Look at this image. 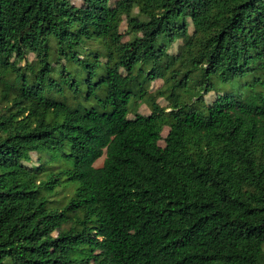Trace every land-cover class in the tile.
Listing matches in <instances>:
<instances>
[{
    "label": "trees",
    "instance_id": "16d2710c",
    "mask_svg": "<svg viewBox=\"0 0 264 264\" xmlns=\"http://www.w3.org/2000/svg\"><path fill=\"white\" fill-rule=\"evenodd\" d=\"M80 1L0 0V264H264V0Z\"/></svg>",
    "mask_w": 264,
    "mask_h": 264
},
{
    "label": "rangeland",
    "instance_id": "374dc122",
    "mask_svg": "<svg viewBox=\"0 0 264 264\" xmlns=\"http://www.w3.org/2000/svg\"><path fill=\"white\" fill-rule=\"evenodd\" d=\"M71 2L75 5H79L81 3L80 0H71ZM106 28H107V26H106ZM124 30H125V24H123L121 27V31H124ZM127 39H128V37L124 38V40H127ZM179 44H180V41H176L174 43L173 47L170 49V52L175 53L176 49H177V45H179ZM124 46H125L126 51H130V46L128 44H125ZM28 59H30V60L33 59V56L31 54L28 55ZM163 81H164V78H158L157 80L152 82L150 90L155 91L156 89H158L162 85ZM214 98H215V94H213V93H210L205 97L206 102H211ZM157 101L159 103L160 110H161V108L166 109V108L170 107V102L167 100L158 99ZM135 112L141 114L142 116H147L151 113L150 110L148 109V107L145 105H141L140 107L138 106ZM133 117H134L133 114L129 115V118H133ZM168 130H169L168 127H164L162 130V133H161L162 140H160L158 142V145H157L158 149H160V151H162L165 147V143H164L163 139L166 137ZM102 161H103V157L100 158L99 160H97V162L95 163V166L100 167L102 165ZM39 163L40 162L38 161V155L33 153V154H31V161L28 162L27 165L28 166H35ZM68 184H69V182H65L62 184V186H60L56 189V195L52 197V200L54 201L51 204L52 206H54L56 208H60L64 205L67 197L73 191V188L71 186L64 187Z\"/></svg>",
    "mask_w": 264,
    "mask_h": 264
}]
</instances>
